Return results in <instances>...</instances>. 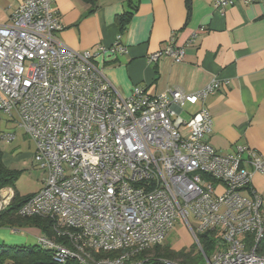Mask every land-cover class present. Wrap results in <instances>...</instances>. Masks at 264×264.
<instances>
[{"label":"built area","instance_id":"2783aa9c","mask_svg":"<svg viewBox=\"0 0 264 264\" xmlns=\"http://www.w3.org/2000/svg\"><path fill=\"white\" fill-rule=\"evenodd\" d=\"M54 1L23 0L0 24V114L34 143L46 172L18 211L51 218L52 236L38 243L56 264H183L145 256L181 221L205 264H264L263 197L253 184L264 155L248 145L222 154L205 139L213 127L207 99L220 80L193 93L135 86L123 96L95 61L125 52L120 36L97 51L70 48L58 37ZM256 1L264 3L215 0V8ZM185 56L173 36L149 59ZM188 105L200 107L185 119ZM13 197L0 190V212ZM206 232L215 241L209 255L198 238Z\"/></svg>","mask_w":264,"mask_h":264},{"label":"crops","instance_id":"0c3cea01","mask_svg":"<svg viewBox=\"0 0 264 264\" xmlns=\"http://www.w3.org/2000/svg\"><path fill=\"white\" fill-rule=\"evenodd\" d=\"M22 1L0 0V24ZM53 6L63 26L58 37L72 49L97 51L120 36L126 51L100 53L95 61L123 96L135 86L153 95L170 87L193 93L220 80L207 99L213 127L206 141L222 154L248 145L264 155V3H236L224 11L215 0H55ZM173 36L176 46L185 47V59L150 61ZM199 107L189 105L182 116L188 119ZM4 117L16 140L19 127ZM5 158L3 151L4 164L16 169ZM253 184L263 197L264 217V175L255 174Z\"/></svg>","mask_w":264,"mask_h":264},{"label":"rangeland","instance_id":"374dc122","mask_svg":"<svg viewBox=\"0 0 264 264\" xmlns=\"http://www.w3.org/2000/svg\"><path fill=\"white\" fill-rule=\"evenodd\" d=\"M188 108L189 105L186 106V109ZM5 119L4 115H0V132H11L14 128L10 129L12 124H7ZM16 132H18L17 139L11 143L4 142L0 138V149L5 152L6 163L12 168H16L20 171L16 180L15 189L20 197H24L37 191L44 173L36 166L35 159L33 160L35 148L33 142L28 136H26V138L22 137V134L24 135L22 129L18 128ZM25 160L27 163H24ZM15 228L17 231L12 233L11 230L13 227H0V243L11 246H34L38 242V237L44 234L42 229L35 226L28 225ZM164 243L178 250L183 249L185 252H193V254H196V257L200 255V248L194 237L181 221H179L166 236ZM202 258L203 260L201 259V263L205 264V259L204 257ZM0 264H11L9 254L1 256Z\"/></svg>","mask_w":264,"mask_h":264},{"label":"trees","instance_id":"16d2710c","mask_svg":"<svg viewBox=\"0 0 264 264\" xmlns=\"http://www.w3.org/2000/svg\"><path fill=\"white\" fill-rule=\"evenodd\" d=\"M20 171L7 167L3 162V151L0 149V190L4 188H12L14 197L11 204L0 212V227H24L35 226L44 232L43 235L52 236V220L50 217L31 216L26 217L19 214V208L25 200L32 194L20 197L15 189L16 180ZM207 255L214 250L215 241L210 232L200 233L198 235ZM12 251V252H10ZM262 252L264 253V242ZM145 256L156 258H169L178 260L183 264H202L203 256L200 253L198 257L193 252H185L183 249H175L167 243H162L145 252ZM9 254L11 264H56L53 260L52 252L49 249L43 248L38 242L34 246H11L5 243H0V258ZM205 263V261H204Z\"/></svg>","mask_w":264,"mask_h":264}]
</instances>
